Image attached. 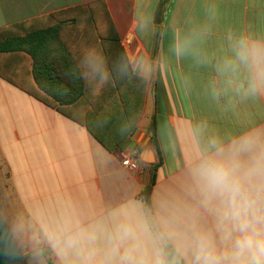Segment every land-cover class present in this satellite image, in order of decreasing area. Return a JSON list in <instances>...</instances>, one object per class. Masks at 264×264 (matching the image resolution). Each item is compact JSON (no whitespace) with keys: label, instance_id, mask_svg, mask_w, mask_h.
I'll use <instances>...</instances> for the list:
<instances>
[{"label":"crops","instance_id":"crops-1","mask_svg":"<svg viewBox=\"0 0 264 264\" xmlns=\"http://www.w3.org/2000/svg\"><path fill=\"white\" fill-rule=\"evenodd\" d=\"M230 31L264 40V0H0V42L30 39L0 53V214L36 233V245L17 240L30 264H78L42 228L186 208L192 125L234 134L264 126V97L217 103L207 93L215 73L172 51L196 35L194 49L219 56ZM89 47L103 54L106 83L82 55ZM140 58L154 66L147 80L130 68ZM111 98L113 111L98 118ZM131 151L134 168L122 165Z\"/></svg>","mask_w":264,"mask_h":264},{"label":"clouds","instance_id":"clouds-1","mask_svg":"<svg viewBox=\"0 0 264 264\" xmlns=\"http://www.w3.org/2000/svg\"><path fill=\"white\" fill-rule=\"evenodd\" d=\"M198 38L178 39L172 51L177 58L192 55L215 73L207 87L213 101L264 97V40L230 31L223 53L210 56L194 49ZM82 55L94 58L90 62L106 83L103 54L89 47ZM130 68L143 80L154 70L144 58L133 60ZM185 142L186 208L165 215L144 210L136 219L114 212L87 227L65 221L55 232L42 228L43 238L62 256L73 254L78 264H264V126L234 134L201 121L188 129ZM168 147L177 152L174 140ZM29 231L20 221L9 234L14 242L40 243Z\"/></svg>","mask_w":264,"mask_h":264},{"label":"water","instance_id":"water-1","mask_svg":"<svg viewBox=\"0 0 264 264\" xmlns=\"http://www.w3.org/2000/svg\"><path fill=\"white\" fill-rule=\"evenodd\" d=\"M9 229L0 214V264H30L19 243L13 241Z\"/></svg>","mask_w":264,"mask_h":264},{"label":"trees","instance_id":"trees-1","mask_svg":"<svg viewBox=\"0 0 264 264\" xmlns=\"http://www.w3.org/2000/svg\"><path fill=\"white\" fill-rule=\"evenodd\" d=\"M91 21H93V24L91 23V27H96V24H95V20H94V18L93 17H90L89 18ZM93 27V28H94ZM45 33H42V34H40V36H42V35H44ZM37 37H39L38 35H37ZM40 38V37H39ZM27 42H30V39H28V40H17V39H10V40H5L4 42H0V53H2V52H8L9 50L11 51V50H13V49H16V48H18L20 45H23V43H27ZM110 76V75H109ZM122 90L123 89H121V88H118L117 89V92L116 93H114V96L112 95L111 97H120V96H122L123 94H122ZM113 99L114 98H111V99H109V100H107L105 103H103L102 104V106H101V109H100V111H99V113H97V116H98V118H100L101 119V115H102V113L104 112V114H107V113H110V112H112L113 111V105H114V103H113ZM122 104V103H121ZM120 106V105H119ZM148 190L147 191H145V193H144V195H143V197H144V199L146 200V203H147V205H149L148 204ZM42 256H44L45 257V255L44 254H42ZM46 262H47V264H50V262H49V260L46 258Z\"/></svg>","mask_w":264,"mask_h":264},{"label":"built area","instance_id":"built-area-1","mask_svg":"<svg viewBox=\"0 0 264 264\" xmlns=\"http://www.w3.org/2000/svg\"><path fill=\"white\" fill-rule=\"evenodd\" d=\"M136 155H137L136 151H131L130 153L125 155L122 160V165L128 168H134L133 161Z\"/></svg>","mask_w":264,"mask_h":264}]
</instances>
